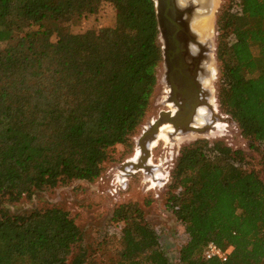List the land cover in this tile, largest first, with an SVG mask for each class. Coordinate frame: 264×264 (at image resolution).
Segmentation results:
<instances>
[{"label":"trees","instance_id":"obj_1","mask_svg":"<svg viewBox=\"0 0 264 264\" xmlns=\"http://www.w3.org/2000/svg\"><path fill=\"white\" fill-rule=\"evenodd\" d=\"M106 2L123 29L53 41ZM236 8L243 27L234 25ZM218 28L219 109L261 157L255 164L222 139L181 148L167 200L185 235L176 261L264 264V0H226ZM163 61L154 0H0V264L87 263L69 211L7 205L94 182L110 149L133 150ZM113 219L123 226L110 264H173L141 207L121 205ZM209 242L233 246L228 261L206 260Z\"/></svg>","mask_w":264,"mask_h":264},{"label":"rangeland","instance_id":"obj_2","mask_svg":"<svg viewBox=\"0 0 264 264\" xmlns=\"http://www.w3.org/2000/svg\"><path fill=\"white\" fill-rule=\"evenodd\" d=\"M226 0H219L213 12V25L211 37L214 42V74L209 81L214 96L217 98L215 104L220 113L218 102V87L220 80V64L217 59L218 46V18L221 15ZM236 27H243L245 21L240 18L239 9L234 11ZM69 33H55L53 41L65 40L94 30L99 35L106 32L123 29L124 21L119 18V11L112 3H103L99 11L94 15H88L80 19H72L66 23ZM255 53L257 49H254ZM164 66L163 62L158 68V84L152 98V107L147 115L144 125L134 137L133 150L118 145L109 151V159L104 165L102 176L94 182L74 181L69 185L58 187L38 193L32 199H23L14 205H7L13 213L30 212L36 209H47L62 207L69 211L76 223L84 233L82 248L88 250L90 258L86 264H110L115 258L114 250L117 249V238L120 237L122 223H116L113 219L114 211L124 204H136L145 213L146 220L159 232L163 245L171 257L173 264L176 261L178 248L184 242L185 235L182 225L177 221L174 214L167 209L168 186L171 184V174L180 156L181 148L199 139L224 140L234 149H244L253 157L257 164L261 155L249 146L247 140L241 135L238 124L234 121L227 124L224 131L211 137L207 134H198L193 138L183 141L171 140L170 142L160 141L158 146L152 150L153 165H158L154 170L164 175L161 184L150 188V174L138 172L133 176H121V165L131 159L136 149V140L141 135L144 127L153 119L157 118L160 111L167 109L163 101L167 98L166 88L163 83ZM164 98V99H163ZM163 99V100H162ZM218 102V103H217ZM225 115L224 113H222ZM228 116V115H225ZM160 165V166H159ZM156 167V166H154ZM161 167V169L159 168ZM257 167V166H256ZM259 168V167H258ZM161 170V171H160ZM264 180V172L260 175ZM123 179V180H122ZM124 179H126L124 181ZM115 246V247H114ZM114 247V248H113ZM113 248V251H112Z\"/></svg>","mask_w":264,"mask_h":264},{"label":"water","instance_id":"obj_3","mask_svg":"<svg viewBox=\"0 0 264 264\" xmlns=\"http://www.w3.org/2000/svg\"><path fill=\"white\" fill-rule=\"evenodd\" d=\"M154 2L164 58L162 80L169 88L163 104L165 106L170 103L172 108L161 110L158 117L144 127L136 140V146L140 149L139 158L136 161L129 159L121 165V171L126 172V176H133L141 171L153 174L157 168L150 163L153 143L158 139L163 127L173 128L174 132L170 138L174 140L178 135L185 136L192 132L207 134L215 129L217 120L233 121L230 116L223 115L217 109V98L209 83L215 72L213 39L210 37L209 40H202L200 34L192 27L196 10L204 4L201 5L200 0ZM208 8L213 15L215 9L213 11L210 4ZM200 107H207L213 113L211 122L205 128L195 126Z\"/></svg>","mask_w":264,"mask_h":264},{"label":"bare ground","instance_id":"obj_4","mask_svg":"<svg viewBox=\"0 0 264 264\" xmlns=\"http://www.w3.org/2000/svg\"><path fill=\"white\" fill-rule=\"evenodd\" d=\"M201 1V5L204 4V6H199V8L196 10V13L194 14L193 17V21H192V27L193 29L198 32L201 36V39L206 41L209 40L208 38L211 37V33H212V25H213V15L212 13H210L211 10H209L208 6L210 4V8H213V11L215 9V7L218 5L219 0H200ZM210 42V41H208ZM164 83V82H163ZM208 84V83H207ZM165 85V90H166V94L169 93V88L168 86ZM164 99V98H163ZM162 99V100H163ZM166 99H164L163 102H165ZM166 108L171 109L172 105L169 104H165ZM213 113H211V111H209V109L207 107H200L199 108V112L198 115L196 117V122H195V126L198 128H205V126H207L210 122L211 119L213 118ZM227 126L226 123H224L223 121L217 120L216 125H215V129L211 130L210 132L207 133V136L211 137L215 134L220 133L221 131H224L225 127ZM174 132L173 128L171 126H165L163 127V129L161 130L158 139L153 143V149L154 150L160 141H165V142H170L172 139L170 138L171 133ZM198 134L195 132H192L188 135H178L175 137L174 140H179V141H183L189 138H193L194 136H197ZM140 156V149L137 148L136 152L134 154V156L130 159L132 161H136ZM150 163L152 164V166H158V165H153V161L152 158L150 159ZM160 166V165H159ZM161 171V170H160ZM121 176H125L126 178V172L122 171L121 172ZM164 175L162 172H153V174H150L149 176V182L151 183L150 188H155L159 185V183L161 184V180H163ZM123 180V179H122ZM126 179H124L125 181Z\"/></svg>","mask_w":264,"mask_h":264},{"label":"built area","instance_id":"obj_5","mask_svg":"<svg viewBox=\"0 0 264 264\" xmlns=\"http://www.w3.org/2000/svg\"><path fill=\"white\" fill-rule=\"evenodd\" d=\"M233 249V246L222 248L215 242H209L204 249V258L206 260L218 259L222 262H226L230 258Z\"/></svg>","mask_w":264,"mask_h":264}]
</instances>
